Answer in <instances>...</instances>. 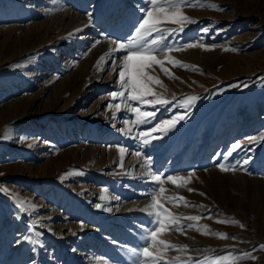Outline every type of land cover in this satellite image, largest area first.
<instances>
[{
  "label": "rangeland",
  "instance_id": "1",
  "mask_svg": "<svg viewBox=\"0 0 264 264\" xmlns=\"http://www.w3.org/2000/svg\"><path fill=\"white\" fill-rule=\"evenodd\" d=\"M203 3L216 7L179 9L193 22L160 45L173 48L157 56L171 76L147 70L169 101L151 106L112 98L126 53L106 55L135 35L147 0H0V264H137L154 193L174 214L201 217L161 235L187 246L166 259L230 253L233 264H264V0ZM132 108L155 116L137 124Z\"/></svg>",
  "mask_w": 264,
  "mask_h": 264
},
{
  "label": "snow or ice",
  "instance_id": "2",
  "mask_svg": "<svg viewBox=\"0 0 264 264\" xmlns=\"http://www.w3.org/2000/svg\"><path fill=\"white\" fill-rule=\"evenodd\" d=\"M149 5L148 8L141 9L144 13L143 18L139 21L138 27L135 29V35L130 36L126 42L113 39L111 43L114 45L112 49L109 50L107 56H111L115 51H124L126 54L123 57V63L118 65L119 68V78L121 82V88L123 89L120 92H113L111 94L113 99L117 97L125 98V93L127 92L126 99L139 102L151 106L160 105L164 106L169 103L167 99L161 98L153 88L150 86L151 82L155 81L158 84H161L158 78L150 75L147 71L152 68L153 65H160L165 74L170 75L167 68H164L163 61L157 59L158 54L163 52H171L173 48L169 46H164L163 48L160 45L163 44L166 34L172 35L177 31H183V26L185 23H192L193 21L186 14H184L179 9L183 7H195V6H207L213 7L214 4L204 5L203 0H147ZM177 24L180 25L178 29L168 28L164 25L166 24ZM155 36L153 39L149 37ZM197 45L189 44L187 47H195ZM179 50V49H176ZM105 56L99 58L98 64L100 61H103ZM168 60L173 63L175 66L180 67H192L196 70L195 66H186L178 60H173L171 57H168ZM161 86H163L161 84ZM151 97V99H149ZM197 99L196 97H188L187 102L190 104L192 101ZM109 107H115L116 109L120 108L119 104L109 105ZM133 112L137 113L136 123H146L149 119L154 118V112L141 111L140 108H132ZM178 119L183 120L184 116H180ZM175 124L174 120H169L163 122L161 127L162 131H166L169 128L173 127ZM157 129L153 128L152 132H155ZM131 131V130H129ZM141 136H147L148 133H141ZM143 143L146 145L149 143L147 139L143 140ZM232 151H237L242 149V145L235 144L232 145ZM124 149L121 148V167H123V153ZM232 152H228L227 156H230ZM141 153L136 152V156L139 157ZM247 163V161H245ZM219 168L221 171L234 170L226 167L224 164H220ZM158 183V191L163 193L165 189L162 187L163 181L159 176L154 177ZM168 181L173 184H178V186L183 187L186 183H189L190 180H187L183 177L177 178L169 176L167 177ZM178 181L180 183H178ZM2 191L7 192V189H2ZM188 191H193L189 188ZM203 195V193H201ZM163 199L169 201L170 203L179 206V202H183L184 206H189L190 202L186 200L185 197H163ZM26 202L23 200H17L16 206L20 208L21 211H25L23 205ZM196 207H202L199 205H192ZM101 207V205H97ZM147 214L152 217L150 221L154 227L149 231L147 236V243L145 246L136 253L140 259L137 264H188L189 260H192L191 257H188V260H181L180 257H174L172 260L166 259L164 253L170 250H186L187 246H177L176 244L169 243L168 241L161 239V235L166 231H184L186 228H199L198 225L187 224L183 225L180 223L181 219H186L187 221H199L200 216L189 215L182 217L179 214H174L169 208L165 207L164 203L161 202V199L157 198V195L154 193L152 196V203L148 205L146 209ZM217 223H233L239 224L240 227H244L243 224H240L236 220H218ZM205 235H216L219 238L227 239L229 238L225 233H212L207 230V226H203ZM234 239V238H233ZM261 248L264 249V245H261ZM153 249H155L153 251ZM249 254L245 253L244 256L247 257ZM242 258V257H241ZM208 257H205V261H208ZM240 259V258H235ZM254 259V257H253ZM234 258L231 257V254L224 256H216L213 260L210 261V264H233ZM192 264H200L199 260L192 261Z\"/></svg>",
  "mask_w": 264,
  "mask_h": 264
}]
</instances>
